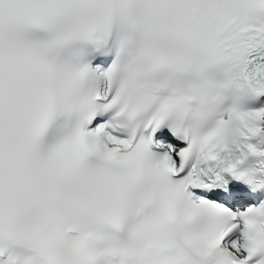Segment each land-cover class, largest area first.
<instances>
[{
  "label": "snow or ice",
  "instance_id": "1",
  "mask_svg": "<svg viewBox=\"0 0 264 264\" xmlns=\"http://www.w3.org/2000/svg\"><path fill=\"white\" fill-rule=\"evenodd\" d=\"M262 142L264 0H0V264H264Z\"/></svg>",
  "mask_w": 264,
  "mask_h": 264
},
{
  "label": "clouds",
  "instance_id": "2",
  "mask_svg": "<svg viewBox=\"0 0 264 264\" xmlns=\"http://www.w3.org/2000/svg\"><path fill=\"white\" fill-rule=\"evenodd\" d=\"M222 106H205L198 112L194 113L193 116L186 122V126L192 129L194 132H199L211 125L214 115V111H218Z\"/></svg>",
  "mask_w": 264,
  "mask_h": 264
}]
</instances>
